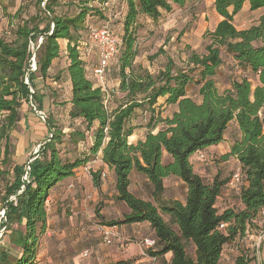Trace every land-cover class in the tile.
I'll use <instances>...</instances> for the list:
<instances>
[{"label": "trees", "instance_id": "1", "mask_svg": "<svg viewBox=\"0 0 264 264\" xmlns=\"http://www.w3.org/2000/svg\"><path fill=\"white\" fill-rule=\"evenodd\" d=\"M112 1L122 3L125 13L120 19L119 54L110 63L105 79L112 69L119 82L117 90L124 94L120 102L115 93L106 95L88 78L78 50L80 43L88 40L89 27L108 24L112 30L104 15ZM186 1L24 0L9 13L0 0V141L4 142L0 212L7 223L18 214L24 218L21 247L7 264H36L39 239L46 232L49 192L98 154L112 171L117 199L130 210L109 226L148 223L156 245L147 254L162 258V264H217L224 249L242 244L248 228L264 229V13L247 29L238 30L234 25V17L245 3L252 13L264 9V0H214L213 8L221 21L208 33L204 54L191 51L184 68L168 60L164 69L152 74L137 62L141 20L157 24L163 13L183 7ZM91 18L101 23L89 25ZM2 19L7 20L4 29ZM60 41L67 42L70 108L66 123L58 118L65 114L64 104L45 112L38 90V81L49 76L53 61L60 58ZM32 57L36 70L27 74ZM224 58L238 70V77L219 91L214 77ZM60 74L54 80L58 81ZM191 89L196 100L189 95ZM29 101L37 112L44 113L49 134L28 164L29 160L14 157L11 133L24 118L23 105ZM164 106L175 110L163 117ZM138 114L147 115L141 128L144 137L129 144V137L139 131L132 123ZM230 124L238 130L239 139L222 159L235 157L241 166L246 187L239 197L244 208L220 213L216 202L228 179L221 181L216 175L206 183L193 171L189 159L197 151L222 143ZM163 152L169 157L166 163L162 162ZM27 164L29 171L23 180ZM134 172L145 177L155 204L129 191ZM100 174V170L90 172L95 188L100 185ZM168 177L185 185L184 203L162 200ZM163 215L169 216V222ZM222 224L224 229L220 230ZM188 243L194 247V258L186 252ZM168 253L172 256L165 263ZM254 262V257L244 254L234 260V264Z\"/></svg>", "mask_w": 264, "mask_h": 264}, {"label": "rangeland", "instance_id": "2", "mask_svg": "<svg viewBox=\"0 0 264 264\" xmlns=\"http://www.w3.org/2000/svg\"><path fill=\"white\" fill-rule=\"evenodd\" d=\"M190 2L185 7H175L171 13H163L158 20V25L152 22H146V19L141 20L142 27L138 32V58L137 62L143 68L164 69L168 60L172 61L177 68H184L188 54L191 51L197 54H204V48L209 43L208 33L211 32L217 19L210 13L209 0H189ZM8 7V12L13 13L17 7L24 3V0H3ZM198 6H196V5ZM93 6H98L93 3ZM203 7V8H202ZM209 7V9H208ZM205 12V23L202 22L201 12ZM125 13L124 5L120 2H111L106 7L104 15L109 18L112 32L121 39L122 26L120 19ZM256 14L247 11L242 18H237L234 25L237 27L247 28L254 23ZM199 20L202 23H199ZM7 20H1V26L6 27ZM99 22L96 18L89 20V25H97ZM159 26V27H158ZM199 28V30H198ZM196 29L198 31H196ZM238 70L232 67V62L228 58H224V64L219 68L214 81L219 91H224L230 86V82L238 77ZM189 95L196 100L195 90L191 89ZM48 102L45 103L47 107ZM173 106L168 107L163 113V117L172 113ZM25 113L15 131L11 133L12 152L19 155L21 161H27L33 157L38 151L37 146L48 138L47 127L45 122L38 116L31 113L30 105H23ZM147 121L146 114H138L133 119L132 123L139 127V132L143 136L145 131L142 126ZM227 143H233L239 139V133L234 124H230L225 133ZM4 142L0 141V163L2 161ZM204 173L202 177L206 183H211L216 175H219L221 181L229 180L231 174L238 167V163L234 157H230L222 161L220 157H208V160L201 166ZM175 180L166 182V190L163 194V200L171 202L176 199L179 202H185L186 188L180 183L175 184ZM86 186L82 187L87 195H91V201L87 202L89 210V218L93 221V225L109 226L110 223L121 221L125 214L130 212L129 208L117 199V193L114 188L112 176L107 173V177L101 183L97 190L91 182V178L86 181ZM246 187L244 183L237 192L225 191L217 200L216 207L221 213L227 209L240 211L244 208L240 201V191ZM129 191L138 199L150 201L151 189L145 177L134 174L130 180ZM85 195V196H87ZM80 199V193L76 194ZM155 204V203H154ZM69 211V209H68ZM70 212V211H69ZM75 212V211H74ZM73 212V213H74ZM1 213V212H0ZM70 212V214H73ZM4 215V212H3ZM22 215L14 216L12 221L7 223L5 216L0 215V264L11 262L21 247V239L23 235V227L21 225ZM166 222H169V216L163 215ZM113 227V226H109ZM176 228V227H173ZM118 236L112 240L110 246L103 245L96 234H90L85 249L89 250V257L86 259L80 258L83 264H93L91 259L95 257V253L106 255L110 260L107 264H114L112 261H121L117 264H135L136 260L146 255L148 250L143 246L144 239H154L153 232L150 227L145 225H116ZM258 229V228H257ZM54 244V243H53ZM57 249L59 244H54ZM131 246V248H129ZM67 251H73V245H65ZM84 250V249H83ZM82 251V250H81ZM143 252V255L141 253ZM186 252L191 258H194V247L191 244L186 245ZM148 255V254H147ZM107 259V258H106ZM142 264H152L145 262ZM162 264V261L160 262ZM233 264V263H232ZM256 264V262H254Z\"/></svg>", "mask_w": 264, "mask_h": 264}, {"label": "crops", "instance_id": "3", "mask_svg": "<svg viewBox=\"0 0 264 264\" xmlns=\"http://www.w3.org/2000/svg\"><path fill=\"white\" fill-rule=\"evenodd\" d=\"M209 1H210L209 11L211 14H213L214 18L217 19L216 23L211 29L212 31L214 27L216 26V24L219 21H221V18L214 11V8H213L214 0H209ZM189 2L190 1L187 0L185 5H188ZM203 11L204 10L202 9V12H201V17L203 18L202 22L206 24L205 19H204L205 12ZM247 11H248V3H245L243 5L242 11L234 17V23L237 18L244 17ZM252 13L257 14V17L255 18L256 21H254V23L252 24V25H255L257 23L259 16L262 13H264V9L258 10ZM149 21L150 20L146 18V22H149ZM202 22L199 20V23H202ZM235 27L238 30L249 28V27L239 28L237 26ZM198 30L196 29V31ZM60 47H61L60 58L53 61L52 66L48 71L49 76L44 81H38V90H39V95L42 98L44 105L46 102H48V105H49L45 107V112L48 110L49 107H51V109H53L54 107H58L56 105L58 103L64 104L65 114L59 115L58 118L60 119L61 123H66L67 112L70 108V103H69L70 83H69L67 73L65 72V69L67 66V60H66L67 42L60 41ZM85 63H86L85 68H86L88 78L93 80L96 86L102 87V89L105 90L107 95L111 93V91L115 93V95L117 96L118 102H120L124 94H120L117 90L119 82L117 78H114L112 76L113 70L110 69V73L108 74L107 78L104 80L103 84H100L96 80L93 74V70L95 66L97 65V56L95 54L91 55L90 57L85 59ZM146 69L152 74L156 72L155 69H150L149 67H146ZM58 72H61V74L59 76V80L56 81L54 80L53 77L56 76ZM162 101L163 100H160V103ZM197 102H200V100L197 99ZM112 105L113 107H116V104H112ZM167 108L168 107L164 106L163 110H166ZM174 110H175V107L173 108L172 112ZM163 114L164 113H162V115ZM166 116H170V114ZM47 133H48V130H47ZM143 137L144 135L142 136L141 133H135L131 137H129L128 142L129 144H135L138 140L143 139ZM231 145L232 143H227L226 137L224 136V141L222 143L216 146L209 147L205 150H202V152H204L208 157L209 156L211 158L214 157L215 159L220 157L222 161H225L222 159V157L230 152ZM14 157L20 159L19 155H15ZM167 161H169V157L167 156L165 152H163L162 162L166 163ZM189 163L191 164L193 171L202 177L201 172L204 173V169L201 166L204 163L198 162L194 154L190 157ZM86 169H88V171H86ZM99 170L101 172L109 173V175L112 176V181L114 183L112 171L109 170L107 166H105L102 163L101 154H98L95 158L91 159L86 165L77 169L73 177L67 178L61 181L49 192L48 199L50 200V211L48 212V217L46 220V232L39 239L37 252H36V258H35L36 264H83L80 258L87 259L89 257V250L85 248L87 245H90L91 243L90 241H88L86 237H88L90 234H96L99 237V234L96 231L97 225H93L94 224L93 221H91V219L89 218L88 205L83 203L82 201L83 197L87 195L85 191L82 190V187H85L87 179L91 178L90 172H95ZM133 174L134 173L130 175V180ZM169 180H175L176 181L174 182L175 184L180 183L181 185L184 186L182 181H180L179 179L174 178V177H168L164 179L165 190H166V182ZM103 181H101V183H103ZM70 185H72L73 187L69 188ZM93 188L94 190H97L95 187ZM77 193H80V199L76 197ZM162 200H163V196H162ZM175 200L176 199H174L173 201ZM71 205L75 206V212L73 214H70V212L68 211L69 206ZM20 220H21V225L23 227L24 218L22 217ZM145 224L149 226L148 223H140V224H134V225H145ZM259 225L260 224L258 223V226ZM113 228L117 230L116 226H113ZM47 232H49L50 234L47 235L46 234ZM258 233H259V230H257L256 227L248 228L246 231V235H247L246 240L243 241L242 244L237 247L234 246L232 248L224 249L217 264H232V263L234 264L235 258L243 254L248 255L249 257H254L255 262L264 264V242L261 244L257 252H255L250 247L251 243L253 242V239L256 237ZM53 243L59 244L58 245L59 247L56 249ZM65 245H73L74 246L73 251H67V248L64 247ZM129 248H131V246ZM85 251L88 252L87 257H83V253ZM95 254H98V255H95V257L91 259L90 261L91 263L107 264L110 262V260H108L109 257H107L106 255H99V253H95ZM141 255H143V252L141 253ZM255 255H256V258H255ZM171 256H172L171 253H168L164 256L165 263L170 262ZM161 261H163L162 258H153L146 254V255H143L141 258L137 259L135 264H142L145 262L147 263L152 262V264H160ZM112 262L114 264H117L121 261L113 260Z\"/></svg>", "mask_w": 264, "mask_h": 264}, {"label": "built area", "instance_id": "4", "mask_svg": "<svg viewBox=\"0 0 264 264\" xmlns=\"http://www.w3.org/2000/svg\"><path fill=\"white\" fill-rule=\"evenodd\" d=\"M121 44H122L121 39L118 36L114 35L110 26L108 24H106V25H102L99 27H96V26L89 27L88 28V40L80 43V45L78 46V50L81 54V58L84 61H85V59H87L88 57H90L93 54H95L97 56V65L95 66V68L93 70V74H94L96 80L100 84H103V82L105 80V73H106L110 63L117 58ZM33 63H35L34 57H32V63L29 65V69L27 71V74L35 72L36 66L33 69V66H32ZM25 83L28 84L27 76L25 79ZM31 92H32V89L30 88V93ZM106 95H107V93H106ZM36 115H38L45 122L44 113L37 112ZM194 155H195V158L198 162L205 163L208 160V156L202 151H197L196 153H194ZM236 161H237V159H236ZM237 163H238V167L231 174L229 180L227 181V183L224 186L225 191L237 192L239 190L238 188H240V186H242L244 184L241 166H240L238 161H237ZM25 170H26V175H27V172L29 171L28 165L25 167ZM86 171H88V169H86ZM26 175L23 176V180L27 179ZM106 177H107V173L101 172L100 180L103 181V180H105ZM72 187H73L72 185L69 186V188H72ZM91 197H92L91 195L84 196L82 199L83 203L86 204L87 202L91 201ZM10 200L14 201L15 198L11 197ZM49 203H50V200L47 199L46 200L47 212L50 211ZM69 211L71 213H73L75 211V206L74 205L69 206ZM261 213L263 215V220H264V209L262 210ZM0 215L3 218V216H4L3 211H1ZM219 229L220 230L224 229V225L223 224L220 225ZM96 231L99 234L100 242L106 246H110L112 244V240L118 236V232L113 227H109V226H105V225H97ZM46 234L49 235L50 233L47 232ZM245 240H246V238L243 241H245ZM263 242H264V229L259 231V233L256 235V237L253 239V242L251 243L250 247L255 252H257ZM142 243H143L145 250H152V249H154V247L156 245L154 239H147L146 238L143 240ZM87 255H88V252L85 251L83 253V257H87ZM255 258H256V255H255ZM256 264H260V263L256 262Z\"/></svg>", "mask_w": 264, "mask_h": 264}, {"label": "water", "instance_id": "5", "mask_svg": "<svg viewBox=\"0 0 264 264\" xmlns=\"http://www.w3.org/2000/svg\"><path fill=\"white\" fill-rule=\"evenodd\" d=\"M33 56H34V54H33ZM34 62H35V61H34ZM29 63H30V64L32 63V59H31L30 61H28L27 65H28ZM30 64H29V65H30ZM27 71H28V69H27ZM33 93H34V89H32L31 94H33ZM28 104L30 105L31 111H32L33 113L37 114V111H36V109L34 108V106L32 105V103L29 101ZM47 141H48V140H44L41 144H39V145L37 146V150L39 149L40 145L45 144ZM36 152H37V151H36ZM31 161H32V160H29V161H28V164H29ZM28 164H27V165H28ZM24 175H26V170H25V172H24Z\"/></svg>", "mask_w": 264, "mask_h": 264}, {"label": "bare ground", "instance_id": "6", "mask_svg": "<svg viewBox=\"0 0 264 264\" xmlns=\"http://www.w3.org/2000/svg\"><path fill=\"white\" fill-rule=\"evenodd\" d=\"M32 66H33V69H34L35 68V63H33Z\"/></svg>", "mask_w": 264, "mask_h": 264}]
</instances>
